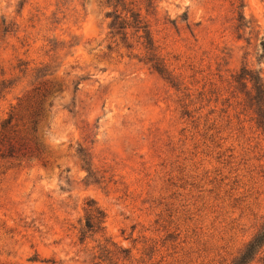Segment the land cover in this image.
<instances>
[{
    "label": "rangeland",
    "instance_id": "rangeland-1",
    "mask_svg": "<svg viewBox=\"0 0 264 264\" xmlns=\"http://www.w3.org/2000/svg\"><path fill=\"white\" fill-rule=\"evenodd\" d=\"M244 2L238 32L231 0H128L117 14L141 13L149 50L142 30L110 29L108 0H0V131L39 83L55 88L41 158H0V264L239 258L264 224V133L251 84L234 81L246 67L264 77V0ZM90 208L106 229L80 244Z\"/></svg>",
    "mask_w": 264,
    "mask_h": 264
},
{
    "label": "trees",
    "instance_id": "trees-1",
    "mask_svg": "<svg viewBox=\"0 0 264 264\" xmlns=\"http://www.w3.org/2000/svg\"><path fill=\"white\" fill-rule=\"evenodd\" d=\"M128 0H108L109 7H113L115 11L109 12L107 16L112 19L110 23V29L117 32V35H122L123 39L128 38V30H135L136 33L143 31V36L147 41L146 49L151 47V31L149 25L141 18L140 12H135L134 9L127 10L126 16L123 18L120 14H117L118 7H123V11H126ZM133 5V3H129ZM233 7V14L235 15L236 30L246 31L250 29V22L246 19L244 10V0H231ZM129 15V16H128ZM12 32L10 25L3 22L2 36L6 37ZM113 33V32H112ZM141 37V38H142ZM241 39V37H239ZM259 49L262 50L264 59V36L260 39ZM155 61L153 69L168 80L171 84L174 83L168 72V68L161 62L159 58H153ZM49 66H43L34 70L32 77L35 82L47 77L49 74H44L48 70ZM173 78V77H172ZM234 81L239 85L251 84V91L248 95V101L251 108L256 115V121L259 128L264 133V77L261 70L256 71L251 68H243L238 73ZM3 83L2 86H5ZM35 87L30 93H28L23 99H21L17 106L11 109L8 117L3 121L0 131V158H9L20 160H33L40 159L43 154V150L36 141V133L39 125L45 120V105L47 100L55 88L41 89L42 87ZM175 86V85H174ZM83 162L89 174L91 173L88 167L86 158H83ZM106 214L100 208H90L87 215L85 225L81 229L80 244H85L88 234L103 233L106 229ZM264 250V224L256 236L245 246L239 258H237L233 264H250L257 256H259ZM32 261H36L34 258Z\"/></svg>",
    "mask_w": 264,
    "mask_h": 264
}]
</instances>
